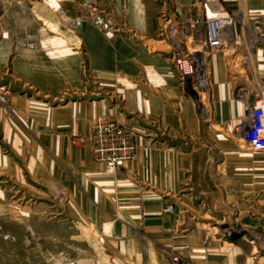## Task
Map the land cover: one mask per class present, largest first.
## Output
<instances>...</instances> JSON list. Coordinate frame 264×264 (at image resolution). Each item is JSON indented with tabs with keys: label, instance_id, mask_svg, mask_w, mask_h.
Returning <instances> with one entry per match:
<instances>
[{
	"label": "crops",
	"instance_id": "1",
	"mask_svg": "<svg viewBox=\"0 0 264 264\" xmlns=\"http://www.w3.org/2000/svg\"><path fill=\"white\" fill-rule=\"evenodd\" d=\"M71 1L0 0V220L18 231L9 239L69 242L57 255L68 264H264V153L236 135L249 92L264 89V49L248 59L234 46L245 76L212 55L196 104L158 40L161 11L194 0H99L117 31L69 28L60 16ZM246 3L264 24V0ZM100 117L135 134V156L113 175L90 152ZM52 189L63 201L47 220ZM222 221L263 241L221 239Z\"/></svg>",
	"mask_w": 264,
	"mask_h": 264
},
{
	"label": "built area",
	"instance_id": "2",
	"mask_svg": "<svg viewBox=\"0 0 264 264\" xmlns=\"http://www.w3.org/2000/svg\"><path fill=\"white\" fill-rule=\"evenodd\" d=\"M229 6L227 0H195L193 5L175 7L171 13L161 14L163 25L158 37L169 50L170 61L180 82L197 95L205 94L210 89V57L224 54L230 45L234 48V25L237 21L244 28L250 52L253 53L257 48L264 49V24L258 19L246 17L245 20L240 10L234 12ZM81 10L85 13L82 20H90L100 29L116 30L99 0H83ZM80 25L81 21H76L72 26ZM246 94L244 88L237 91L238 97ZM249 96L245 99L247 119L238 127L236 135L248 151L264 153L263 87L252 89ZM88 141L93 161L101 164L109 175L115 174L136 153L134 132L114 120L102 117L95 119ZM171 211L172 208L167 207L164 212ZM224 233V237L231 236L228 231ZM172 262L181 264L177 257L172 258Z\"/></svg>",
	"mask_w": 264,
	"mask_h": 264
},
{
	"label": "rangeland",
	"instance_id": "3",
	"mask_svg": "<svg viewBox=\"0 0 264 264\" xmlns=\"http://www.w3.org/2000/svg\"><path fill=\"white\" fill-rule=\"evenodd\" d=\"M236 1V7L233 10L234 12H238L239 10L244 14V19L246 20L247 14L249 13V9L247 8V3L246 0H235ZM83 0H73L71 2H69V4L66 7L62 8V16H60V20L69 28H79L84 24H89L93 27H95L92 22L90 20H82L85 17V13H82L81 10V4H82ZM195 3V0H194ZM193 3V4H194ZM192 4V5H193ZM180 7V6H170L169 9H166L164 11H161L162 13H166L169 14L171 13V11H173L174 8ZM186 7V6H185ZM60 9V8H59ZM106 14L109 16V18H111L112 20V24L115 27V29H118V26H122V22H114L112 15L106 11ZM161 14H160V27L159 29L162 27L163 25V19L161 18ZM76 21H81V25L80 26H72L73 23H75ZM123 21V20H122ZM124 22V21H123ZM37 22L35 19L32 18V25H36ZM96 29H100L95 27ZM158 29V31H159ZM101 30V29H100ZM117 31V30H115ZM234 36H235V46L237 45V49L239 48V50H244L246 55V58L248 57L251 58V56L253 55L252 52H250V50L248 49L249 47V43L246 40V33L244 31V28L241 24L240 21H237L236 25H234ZM33 39V37H32ZM32 39L26 40L27 42H30V44L32 45L33 41ZM158 40H161L160 37H158ZM162 45V44H160ZM159 44H153V47L157 48L160 46ZM164 48V46H163ZM166 49H168L167 47H165ZM234 50L233 46L230 45L227 49H225L224 54L226 55V58L228 59V63L231 64L230 65V69L231 71H233L234 73L238 74L239 76H245V72L242 70L243 66H242V61L240 57H236L234 61H231V58L234 57L235 54H237L239 56V53H232V51ZM232 53V54H231ZM168 57L170 59V54L168 52ZM171 62V61H170ZM172 67L174 68L173 64L171 63ZM82 71H85V64L82 63ZM175 70V68H174ZM176 71V70H175ZM177 72V71H176ZM186 87V93L188 96L192 97V99L194 100V102L196 104H198L199 101H201V95H197L195 94V92H193V90H191V88ZM1 90L3 88H0ZM6 91V90H5ZM240 143L242 144V142L240 141ZM243 148H245L242 145ZM3 152L5 153L6 151L3 150ZM55 189H52V191L49 193H47L45 201L47 202V205H51L48 206L47 212H48V219L49 220V216L51 215V213H54L55 209L52 207L54 205L55 200L57 199L59 202H61V198L62 195L61 193L56 192ZM44 196V195H43ZM42 196V197H43ZM63 201V200H62ZM38 200H34L33 203H38ZM65 202V201H64ZM59 205L61 203H58ZM54 215V214H53ZM52 217V216H50ZM223 222V221H222ZM214 227L218 228L217 231V236L221 239H224L228 242H234L236 241L238 238H242V237H249L250 239H254L255 241H263L262 238V233L257 231V229H254V232H248L249 229H243L242 226H236L233 225L231 223H227L226 221H224L223 223H219L217 225H215ZM12 228V227H11ZM8 227L6 225V219H2L0 220V264H68L69 263V258L64 256L63 258H58L57 255L60 253L59 251L61 249H63L64 251H66V249H70V243L69 242H52V241H47V242H37V241H30V242H23V241H11L9 239L10 237V233H18L17 229H11V232L8 231ZM228 231V233L231 235L229 238L224 237L223 235H225L224 232ZM261 231V230H260ZM48 232H51L52 234L55 233V229L53 227L48 228ZM227 233V234H228ZM204 237H207L206 241L208 242V237L209 234L206 233L204 234ZM206 241L204 240V243H206Z\"/></svg>",
	"mask_w": 264,
	"mask_h": 264
}]
</instances>
